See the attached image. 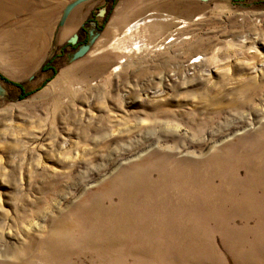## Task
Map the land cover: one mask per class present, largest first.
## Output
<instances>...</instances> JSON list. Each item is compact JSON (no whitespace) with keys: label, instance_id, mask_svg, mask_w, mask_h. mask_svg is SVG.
Masks as SVG:
<instances>
[{"label":"rangeland","instance_id":"374dc122","mask_svg":"<svg viewBox=\"0 0 264 264\" xmlns=\"http://www.w3.org/2000/svg\"><path fill=\"white\" fill-rule=\"evenodd\" d=\"M72 1L0 20V264H264V0Z\"/></svg>","mask_w":264,"mask_h":264},{"label":"bare ground","instance_id":"6f19581e","mask_svg":"<svg viewBox=\"0 0 264 264\" xmlns=\"http://www.w3.org/2000/svg\"><path fill=\"white\" fill-rule=\"evenodd\" d=\"M8 15L5 14H0V20L5 18ZM138 23L134 24L137 25ZM100 37V36H99ZM202 60V59H201ZM194 64H199L200 61L199 60H195L193 62ZM250 106V105H249ZM247 106V107H249ZM261 148L264 150V130H260L255 136H254V140L252 142V145L249 147L251 152H256V149ZM159 154L163 155V159L162 162H160L159 164L155 165L154 168H150L149 172L146 174H151L153 172H165L166 169L168 168H172L173 171H177L180 169L181 167V163L178 162L174 165H169L172 163V158L174 157V153L173 152H160ZM189 167V170H194L195 167H193L192 165H187ZM207 166V165H206ZM205 166V167H206ZM204 167V168H205ZM121 186V185H119ZM124 187V186H122ZM121 194L126 197L127 199H129V203H131V199L134 195H140L143 194L144 196L146 195V188H145V184L142 182H139L136 186H134V188L132 189H125L123 191H120ZM105 213H103V216H109L113 222L115 224H119L121 222H126V223H131L134 220V216L132 215L129 207L127 206V204H122L119 207H111L108 210L104 211ZM50 248V247H49Z\"/></svg>","mask_w":264,"mask_h":264},{"label":"water","instance_id":"95a60500","mask_svg":"<svg viewBox=\"0 0 264 264\" xmlns=\"http://www.w3.org/2000/svg\"><path fill=\"white\" fill-rule=\"evenodd\" d=\"M93 1H95V0H73L71 3H69L63 10L62 17H61V20L59 22V27H63L65 25L69 16L77 7H79L85 3L93 2ZM197 1L206 3V2H209L210 0H197ZM104 14H105V10H101L99 12L98 16L102 17ZM93 26L95 27L96 25L93 24ZM99 36H100V33L98 31H96L95 29L90 30L89 31V39H88L87 43L80 45L78 47V49L75 51V53L70 57V60L72 62H74V61H77V60L83 58L84 56H86L90 52L92 46L98 40ZM77 42H78V34H74L68 40V43L71 46L77 44ZM1 82L2 81H0V98H3L7 94V90L5 89V87L3 86V84Z\"/></svg>","mask_w":264,"mask_h":264},{"label":"crops","instance_id":"0c3cea01","mask_svg":"<svg viewBox=\"0 0 264 264\" xmlns=\"http://www.w3.org/2000/svg\"><path fill=\"white\" fill-rule=\"evenodd\" d=\"M36 8L37 0H0V14L11 16L6 22L23 13L33 15Z\"/></svg>","mask_w":264,"mask_h":264},{"label":"trees","instance_id":"16d2710c","mask_svg":"<svg viewBox=\"0 0 264 264\" xmlns=\"http://www.w3.org/2000/svg\"><path fill=\"white\" fill-rule=\"evenodd\" d=\"M51 62H47V64H45L43 67H42V69H41V71H42V73H44V72H46L48 69H49V67H50V64ZM51 69V68H50ZM52 70V69H51ZM14 87H16V88H18V89H20L22 92H24L23 91V87H22V85H18V84H12ZM26 97V93H23V94H21V97ZM27 96H28V94H27ZM20 97V98H21Z\"/></svg>","mask_w":264,"mask_h":264},{"label":"flooded vegetation","instance_id":"af4514ba","mask_svg":"<svg viewBox=\"0 0 264 264\" xmlns=\"http://www.w3.org/2000/svg\"><path fill=\"white\" fill-rule=\"evenodd\" d=\"M86 36L89 39V31L86 32ZM87 42V41H86Z\"/></svg>","mask_w":264,"mask_h":264}]
</instances>
